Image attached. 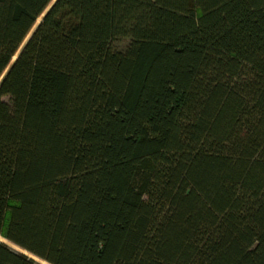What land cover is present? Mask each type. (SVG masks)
<instances>
[{
    "label": "trees",
    "instance_id": "trees-1",
    "mask_svg": "<svg viewBox=\"0 0 264 264\" xmlns=\"http://www.w3.org/2000/svg\"><path fill=\"white\" fill-rule=\"evenodd\" d=\"M0 237V264H264V0H0Z\"/></svg>",
    "mask_w": 264,
    "mask_h": 264
},
{
    "label": "rangeland",
    "instance_id": "rangeland-1",
    "mask_svg": "<svg viewBox=\"0 0 264 264\" xmlns=\"http://www.w3.org/2000/svg\"><path fill=\"white\" fill-rule=\"evenodd\" d=\"M129 43L130 41H121V42H118L114 45V48L118 51H125L128 46H129ZM0 241L3 242V243H6L1 237H0ZM13 247V246H12ZM14 248V247H13ZM15 250H19V249H16L14 248ZM20 251V250H19ZM42 264H45V263H42Z\"/></svg>",
    "mask_w": 264,
    "mask_h": 264
},
{
    "label": "water",
    "instance_id": "water-1",
    "mask_svg": "<svg viewBox=\"0 0 264 264\" xmlns=\"http://www.w3.org/2000/svg\"><path fill=\"white\" fill-rule=\"evenodd\" d=\"M50 9H51V8H49V10H50ZM49 10H48V11H49ZM48 11H47V13H48ZM45 15H46V14H45ZM45 15H44V16H45ZM44 16H43V17H44ZM15 61H16V59H15ZM13 64H14V63H13ZM8 71H9V70H8ZM8 71L6 72V74L8 73ZM6 74H5V75H6ZM4 77H5V76H4ZM16 251H19V250H16ZM19 252H21V251H19ZM24 254H26V255L28 256L27 253H24Z\"/></svg>",
    "mask_w": 264,
    "mask_h": 264
}]
</instances>
